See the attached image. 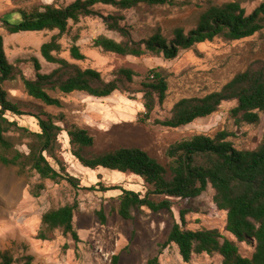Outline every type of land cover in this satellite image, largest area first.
Returning <instances> with one entry per match:
<instances>
[{
  "label": "trees",
  "instance_id": "trees-1",
  "mask_svg": "<svg viewBox=\"0 0 264 264\" xmlns=\"http://www.w3.org/2000/svg\"><path fill=\"white\" fill-rule=\"evenodd\" d=\"M191 0H72L64 6L44 4L41 9L16 8L9 12L11 17L0 15V24L10 33L53 31L57 33L41 43L42 58L57 66L49 72H41L36 57H31L34 77L28 78L11 63L3 49L0 35V163L16 166L19 173L34 172L40 179L53 182L65 180L74 188H84L97 192L117 191L116 211L123 220H132L135 211L144 207L151 212L171 211L174 199L190 200L203 193L207 186L213 189L212 201L218 210L226 212L224 229L234 240L225 237L216 228H185L188 209L179 211L180 222H174L166 240L159 245L160 253L165 245L173 243L182 260L188 262L192 253L221 256V264H264V130L259 144L251 149H237L228 139L234 133L217 131L214 135L195 134L169 144L165 150L167 162L161 164L146 150L138 146H119L87 156L83 148L91 147L93 136L75 123L65 122L64 115H51L39 111L30 113L21 110L4 89L6 81L14 80L19 74L26 94L47 106L61 107V101L50 95V91L69 94L84 92L93 97H106L114 91L141 93L144 112L141 120L150 117L156 103L161 104L166 97L168 76L164 68L147 69L142 75L132 67L118 68L111 79L104 80L101 73L91 67L82 68L78 64L60 57L61 45L58 38L67 31L68 23H76L83 16H98L108 31L118 34L119 40L98 35L91 45L103 52L120 56L141 57L161 56L172 60L181 50L192 48L198 43L222 37L228 41L250 37L264 28V0L250 12L242 7V0L223 3L207 1L197 16L194 27L185 30L174 27L171 37L165 36L159 27L139 39H134L131 27L122 23L120 11L139 5H169L183 7ZM108 5L117 12L101 14L95 6ZM8 14V13H7ZM74 36L73 41H76ZM70 57L83 60L84 54L78 45L69 48ZM20 61V60H19ZM140 77V89L131 90L130 85ZM234 100L231 117L248 124H257L260 113H264V60L252 61L244 70L236 73L219 90L203 96H189L178 99L171 107L169 116L155 119L154 123L167 128H177L213 113L225 101ZM35 118V129L21 125L13 116ZM12 117V118H11ZM66 123V124H65ZM65 124V127L63 126ZM17 132L15 137L7 135ZM65 132V133H64ZM64 133V134H63ZM63 134V135H62ZM28 138L27 151L16 147L18 141ZM60 138L69 145L71 158L87 170L104 168L120 174L136 176L140 179L142 191L129 189L120 182L92 180L77 177L67 170L69 162L64 161ZM65 142V143H66ZM62 157L64 159H62ZM71 163V161H70ZM124 176H118L121 181ZM122 182V181H121ZM44 189L42 182L35 183L30 193L39 196ZM78 204L76 200L57 208L46 210L41 215V227L37 238L47 239V234L60 230L79 241L74 229L73 216ZM100 224L106 216L103 209L96 211ZM236 242L253 245L250 256H243ZM118 254L111 257L117 264ZM157 256L147 259L146 264H157ZM0 264H34L33 256H14L10 248L0 252Z\"/></svg>",
  "mask_w": 264,
  "mask_h": 264
},
{
  "label": "rangeland",
  "instance_id": "rangeland-1",
  "mask_svg": "<svg viewBox=\"0 0 264 264\" xmlns=\"http://www.w3.org/2000/svg\"><path fill=\"white\" fill-rule=\"evenodd\" d=\"M71 1L0 0V15L6 14V17H11L9 12L16 8L41 9L44 4L64 6ZM207 1L220 4L232 0H191L183 7L141 4L119 13L124 16L122 23L131 27L134 39L150 34L156 27H159L165 36L171 37L174 27L181 26L185 30L194 27L197 16L204 9ZM260 1L242 0L241 5L246 12H250ZM95 8L104 15L117 12L116 8L108 5L97 4ZM56 33V30H44L10 34L0 24V35L7 59L28 78L34 77L31 57L38 59L41 72H49L57 66L46 62L39 52L41 43ZM101 34L116 40L120 39L117 33L105 28L102 18L98 16H83L76 23L69 22L67 31L58 38L61 45L58 55L82 68L91 67L98 70L104 80L111 79L114 72L123 66L132 67L141 75L149 68L162 67L169 74L168 88L164 101L160 105L156 103L150 117L146 120H141L143 107L142 111L134 117V113L123 111V108L128 105L142 103L141 93L114 91L105 100L91 101L90 105L103 104L113 109L102 116L103 120L108 118V121H112V125L105 128V123L101 122L96 126L92 125L89 129L84 128L94 139L91 147L83 148L85 155L113 150L119 146H138L165 165L167 162L165 150L169 144L195 134L212 136L220 130L234 133V136L228 139L237 149H251L259 144L264 130V113H260L257 124L237 120L230 115L231 108L236 104L234 100L222 102L210 115L197 118L177 128L160 126L155 124L154 120L168 117L172 105L178 99L203 96L217 91L252 61L264 60V28L250 37L239 40L228 41L217 37L212 41L198 43L190 49L181 50L172 60H165L161 56L145 55L137 58L103 52L91 45L92 39ZM74 36H77L76 41H73ZM73 43L78 45L84 54L83 60L70 57L69 48ZM139 80L140 77L135 78L130 85L131 90L140 89ZM3 87L8 97L25 112L43 111L57 115L63 114L61 109H64V112L69 110L66 114L67 119L65 118L68 122L75 123L81 128L88 123L77 115L76 107L80 102L78 93L63 94L57 90L50 91V95L60 99L61 105L62 102L67 105V108L65 106L57 108L29 97L24 91L19 74L14 80L4 82ZM127 99L132 100V103ZM81 105L78 106L81 107ZM114 108L119 109L116 113L125 118L115 115ZM13 117L19 124L35 129L34 117L28 114ZM65 124H63L64 127ZM17 134L15 131L7 133L15 138ZM27 141L28 138L20 139L16 147L21 151H27L25 146ZM59 141L65 158L62 157V159L69 162L67 170L70 174L77 177L84 176L90 181L95 179L104 182H124V187L142 191L143 186L139 184L140 179L136 176L120 174L104 168L86 171L75 159L70 163L69 145L65 138H60ZM111 171L112 174H110ZM118 176H124L122 182L116 181ZM38 182L44 184V189L39 196L33 197L30 190ZM116 192H95L84 188H74L65 180L59 182L43 180L34 172L19 173L16 166H5L0 163V252L10 248L14 256L30 254L33 256L34 264H112L113 254H118L117 264H146L147 259L154 256H157V264H221L220 255L205 253H192L190 260L185 262L173 243L165 245L158 253L159 245L166 240L172 224L180 222L179 211L182 209L189 210L185 215V228L191 230L216 228L225 237L235 241L233 236L224 229L226 212L218 210L214 205L213 189L210 186L193 199H174L171 211L151 212L142 207L134 212L132 220H123L117 214ZM73 200H76L78 204L73 216V225L79 241H73L70 235H64L58 229L47 234L46 240L37 238L42 213L71 203ZM100 208L106 216L104 224H100L96 215V211ZM236 243L243 256L251 255L253 245L246 242Z\"/></svg>",
  "mask_w": 264,
  "mask_h": 264
},
{
  "label": "crops",
  "instance_id": "crops-1",
  "mask_svg": "<svg viewBox=\"0 0 264 264\" xmlns=\"http://www.w3.org/2000/svg\"><path fill=\"white\" fill-rule=\"evenodd\" d=\"M74 93H78V99H80L79 100L80 102L77 103V107H76L77 115L78 116H81L82 119L84 118V121L88 122L86 124V126H84L83 128L89 129L90 127H92V125L96 126V125L100 124L101 122H104L105 123L104 124L105 128H108V127H110L112 125V121H108V118L103 120L102 119V116H103V114L105 112H108V110L111 112L113 109H110V108H108V106L103 105V104H101V105L98 104V105H94V106L93 105H90V102L91 101L97 100V99H99V101H100V99L105 100L106 97H108V96L97 98V97L89 96L86 93L80 92V91H75ZM128 101L131 102L132 100H128ZM85 103H86V105H84ZM79 104H82L83 106L81 105V107H80V106H78ZM64 106H65V108H67L66 107L67 105L64 102H62V105L59 108H62ZM142 107H143L142 103H139V104H136L135 103L134 105H131V106L128 105L127 107L123 108V111H124V113L126 111H128V112H130L132 114L134 113L133 114V117H134V116H136L138 114V112H141L142 111V109H143ZM114 110L115 111H113V112L115 113V115H118L116 112H118L119 109L114 108ZM68 111L67 112H64V109H61V112H63V114L65 113L64 116H65L66 119H67L66 114L69 113ZM118 117L119 118H125L122 115H118ZM115 118H117V117H115ZM70 160H71V162L74 161L73 158H71Z\"/></svg>",
  "mask_w": 264,
  "mask_h": 264
},
{
  "label": "bare ground",
  "instance_id": "bare-ground-1",
  "mask_svg": "<svg viewBox=\"0 0 264 264\" xmlns=\"http://www.w3.org/2000/svg\"><path fill=\"white\" fill-rule=\"evenodd\" d=\"M110 174H112V171H111V173Z\"/></svg>",
  "mask_w": 264,
  "mask_h": 264
}]
</instances>
